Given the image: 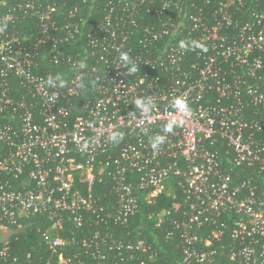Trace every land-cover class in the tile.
Segmentation results:
<instances>
[{"label":"built area","instance_id":"obj_1","mask_svg":"<svg viewBox=\"0 0 264 264\" xmlns=\"http://www.w3.org/2000/svg\"><path fill=\"white\" fill-rule=\"evenodd\" d=\"M0 28L1 262L25 264L9 241L41 215L35 264H152L157 248L112 230L174 179L150 217L182 264H264V0H0ZM176 96L193 114L165 133Z\"/></svg>","mask_w":264,"mask_h":264},{"label":"trees","instance_id":"obj_2","mask_svg":"<svg viewBox=\"0 0 264 264\" xmlns=\"http://www.w3.org/2000/svg\"><path fill=\"white\" fill-rule=\"evenodd\" d=\"M76 49V47H72ZM90 96L88 88L83 90L81 96L76 99L73 110L81 106ZM175 186L172 193L166 190L159 193L156 197L148 198L147 193H139L140 208L139 212L130 221L129 225L124 228L114 227L112 232L117 236L125 239L144 238L147 243H151L158 250L157 258L152 264H182L181 251L179 248V238H166L167 223L158 227L155 221L150 217L152 214H158L163 209H168L181 195V191L173 179ZM175 195V196H174ZM31 221L32 224L13 235L9 241L11 255L19 257L25 264H35L41 259H46L49 254L48 246L43 242L42 234L49 227L50 223L41 215H30L21 219L26 224ZM66 256H75L90 260L89 254L80 247L79 244H70L64 249ZM225 254L221 253L215 264H229ZM0 264H4L0 261Z\"/></svg>","mask_w":264,"mask_h":264},{"label":"clouds","instance_id":"obj_3","mask_svg":"<svg viewBox=\"0 0 264 264\" xmlns=\"http://www.w3.org/2000/svg\"><path fill=\"white\" fill-rule=\"evenodd\" d=\"M3 29L0 28V31ZM179 48L189 51L192 50L194 47H199V45L196 42H186V41H180L179 42ZM120 60L125 64H131L132 68L131 71H137V66L133 64L131 57L128 52H121L120 53ZM83 67V65H82ZM51 83V81H49ZM135 106L137 109H139L142 113L147 114L150 113L154 108L155 104L153 103L151 98H144V97H138L134 101ZM172 106L181 114V119H171L168 121V123L165 124L163 131L165 133H173V130L175 127L182 126L184 123L183 118H188L191 117L193 114V110L188 104L187 100L183 96H176L173 97L172 101ZM122 135L120 133H113L110 136V140L114 143L118 142L120 139H122ZM165 142V136L163 135H158L156 136L152 142H151V147L153 150H157L160 145H162Z\"/></svg>","mask_w":264,"mask_h":264}]
</instances>
